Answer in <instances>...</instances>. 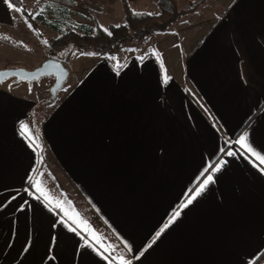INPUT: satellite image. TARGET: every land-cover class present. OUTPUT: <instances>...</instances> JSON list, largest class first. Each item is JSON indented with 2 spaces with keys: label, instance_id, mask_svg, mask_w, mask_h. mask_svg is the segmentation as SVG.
I'll return each instance as SVG.
<instances>
[{
  "label": "crops",
  "instance_id": "1",
  "mask_svg": "<svg viewBox=\"0 0 264 264\" xmlns=\"http://www.w3.org/2000/svg\"><path fill=\"white\" fill-rule=\"evenodd\" d=\"M14 13L0 0V29ZM170 29L89 56L51 101L0 86V264H264V165L236 144L264 155V0H205Z\"/></svg>",
  "mask_w": 264,
  "mask_h": 264
},
{
  "label": "rangeland",
  "instance_id": "2",
  "mask_svg": "<svg viewBox=\"0 0 264 264\" xmlns=\"http://www.w3.org/2000/svg\"><path fill=\"white\" fill-rule=\"evenodd\" d=\"M67 1L71 2V0ZM200 1L201 0H197V2L186 0V2L180 5L187 9L189 2L192 4H199ZM62 2L63 0H36L34 8H29V10L26 8L28 12L36 10L34 21L37 23V32L29 27V24L21 13L15 11V27L8 31L0 29V36L3 35L13 42V46H10L0 41V70L24 69L33 71L40 67L47 59H55L59 61L68 72V77L63 83L62 90L66 86L65 84H69L72 81L76 71L79 72L80 70H84L92 61H88L89 56L81 54L74 47H67L66 49L56 52L50 51L46 41L57 38L60 33L66 32L68 29L82 34L84 27L92 28L98 25L103 30L107 31L110 25L124 23L122 9L118 0H73L74 3L72 7H66ZM27 5L29 6L30 4L28 3ZM37 13L39 14L37 15ZM45 22L52 23L55 28H50ZM155 34L152 36H157ZM146 43L128 44L121 47V49L116 52H124V54L126 53V57L129 56L131 51L136 50L140 44L145 45ZM109 57L112 58V56H108L107 58ZM113 57L119 60L118 55L115 54ZM12 82L20 81L15 78H9L1 82L0 86L7 87ZM54 83L55 78L53 76L42 77L37 81L29 83L25 82L28 87L27 90H22V93L28 96H37L40 100L51 101V89ZM61 90L58 91V95ZM54 98H56V96ZM93 224L94 231L101 230L104 232V229L98 223Z\"/></svg>",
  "mask_w": 264,
  "mask_h": 264
},
{
  "label": "trees",
  "instance_id": "3",
  "mask_svg": "<svg viewBox=\"0 0 264 264\" xmlns=\"http://www.w3.org/2000/svg\"><path fill=\"white\" fill-rule=\"evenodd\" d=\"M159 10L158 15H149L145 13L133 12L126 0H119L124 23L119 25H110L105 31L98 25L94 27H84L83 33L79 34L72 29L60 33L55 39L47 40L46 43L50 51H60L67 47H74L78 52L87 56L108 57L121 49V47L132 44L142 43L155 33L166 32L174 23H176L183 15L192 12L198 3L189 2L186 10H179L177 0H156ZM205 0H201L200 3ZM63 0L66 7L73 6V0L69 2ZM15 7H20V12L30 28L37 32V23L32 18L36 10L28 12L22 0H15ZM31 14V15H30ZM47 23V22H45ZM50 28H55L51 23H47ZM0 41L13 46V42L1 35ZM93 53V55H88ZM52 99H54L52 97Z\"/></svg>",
  "mask_w": 264,
  "mask_h": 264
},
{
  "label": "water",
  "instance_id": "4",
  "mask_svg": "<svg viewBox=\"0 0 264 264\" xmlns=\"http://www.w3.org/2000/svg\"><path fill=\"white\" fill-rule=\"evenodd\" d=\"M0 73L5 74L0 76V83L9 78H15L18 81L33 82L42 77L53 76L55 78V83L51 89V96L53 98L58 91L61 90L68 74L65 67L55 59H47L40 67L33 71H27L24 69H6L0 70Z\"/></svg>",
  "mask_w": 264,
  "mask_h": 264
},
{
  "label": "snow or ice",
  "instance_id": "5",
  "mask_svg": "<svg viewBox=\"0 0 264 264\" xmlns=\"http://www.w3.org/2000/svg\"><path fill=\"white\" fill-rule=\"evenodd\" d=\"M5 3L7 4V7L9 8V10H14V11H16V12H21V11H22V9H21L20 7H15V6H14V5H15V0H5ZM38 14H39V13H37V15H38ZM30 15H31V14H30ZM32 18L34 19L35 17L33 16ZM29 27H31V26L29 25ZM88 55H93V53H88ZM117 67H120V66H117ZM3 75H5V74H4V73H0V76H3ZM26 128H27L26 125H23V124L21 125V130H22V131H26ZM236 144H238V145L240 146V149H241L242 151H244V152L250 154L252 157H254L255 160L258 161V163H259L260 165H264V155H262V154L256 152V151L253 149V147L248 143V140H247V133H245L244 135H241V136L239 137V139L236 141ZM227 155H228V156H232V155H234V153H233L232 151H228V152H227ZM212 170H213V171H218V170H219V166H218V165L215 166ZM211 180H212V176L209 175V176L207 177V179L205 180L204 184H202V185L200 186V189L197 190L196 194L199 195V192L202 191L203 188H204V186H206V184H207L208 182H210ZM33 187L39 189L41 192H44L43 189H40V188H39V183H34V184H33ZM44 195H45V199H47V200L49 201V203H52V202H53L52 198L49 197V196L47 195L46 192L44 193ZM188 203H191V199L188 201ZM179 215H180L179 212L174 213L173 216L171 217V219L169 220V222H168L167 224H165L164 227L161 228L159 232L156 233V236L159 237V235L161 234V232H163V231L169 226V224H171V223L175 220V218L178 217ZM83 223H84V227L87 228L88 226H87L86 222H83ZM78 226H79V225H78ZM119 264H129V262H128V261H125V260L121 257V258H120V262H119Z\"/></svg>",
  "mask_w": 264,
  "mask_h": 264
}]
</instances>
